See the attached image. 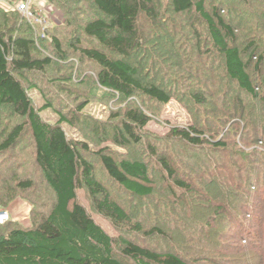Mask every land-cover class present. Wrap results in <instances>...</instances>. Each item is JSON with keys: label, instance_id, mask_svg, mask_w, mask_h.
<instances>
[{"label": "trees", "instance_id": "obj_1", "mask_svg": "<svg viewBox=\"0 0 264 264\" xmlns=\"http://www.w3.org/2000/svg\"><path fill=\"white\" fill-rule=\"evenodd\" d=\"M50 1L58 4L69 23L79 4L86 0ZM90 2L101 17L87 20L82 31L114 55L109 56L94 48H79L81 56L98 66L99 84L125 98L143 95L160 105L170 103L171 96L166 89L154 84H143L136 69L125 60L130 59L146 44L144 36L148 35L142 34L141 18L160 33L166 28L160 21L161 0ZM243 2L249 3V0H233V9L227 13L224 11L225 4L221 3L210 13L204 0H168L174 14L185 15L192 10L196 13L207 27L213 53L222 61L220 67L214 64L218 59H213L214 62L210 64L205 63L207 61L202 58L200 61V57H196L195 61L190 59L195 63L193 66H186L185 72L190 75L194 72V79L200 80L195 83L199 90L185 81L181 86L187 89L189 98L198 106L213 105L214 109L209 111L211 114L217 110L222 111V117L217 118L214 123L216 128L223 124L241 126L243 132L240 138L246 145L239 147L233 140L235 144L230 146L225 140L208 137L203 132L204 120L201 123L200 119L199 123L172 127L169 134L171 142L186 148L184 162L191 164L196 161L188 151L197 152V156L201 158H198L199 170L203 174L199 184L193 180L186 182L178 178L170 161L163 156L158 157L156 149L151 148L159 170L170 181L173 198H187L185 201L190 205L187 217L192 225L185 224V227L197 228L198 242L211 246L209 251L212 252L213 248L219 246L216 240L222 233L221 228L235 233L236 229L239 230L238 242L226 243L220 247V250L227 251L228 254H211L210 259L207 257L209 253H205L208 264H264V51L259 53L257 49L253 50L256 41H251L245 50L249 59L244 62L236 47L234 13L245 12ZM32 9L36 12L33 7ZM20 15L19 13L14 20L7 17L4 27L0 25V108L9 106L21 118L27 119L34 140L35 163L52 189L55 201L49 213H42L40 216L35 214L32 229L13 227L10 223L1 231L0 264H124L114 255L115 249L118 253L117 246L120 255L134 264H191L180 256L158 254L127 239L118 241L100 227L79 202L78 191L86 189L94 210L110 221L118 232L135 235L144 233L143 227L139 223L132 224L126 210L96 180L94 167L80 154L81 151L89 153L87 145L70 140L62 126L67 119L61 116L54 124L45 122L41 113L51 108V105L46 104L39 109L32 106L18 75L44 72L51 66L52 59L39 57L37 39L40 36L36 34V27L31 26ZM0 16L4 18L1 9ZM259 18L264 20V13ZM245 21V18L241 19L237 25L241 27ZM189 29L191 30L190 27ZM78 37L74 42L80 47ZM52 41L58 53H61L60 39L53 36ZM202 49L204 47L200 49L201 55ZM153 54L161 53L155 49ZM183 62L185 64V59ZM173 64L174 62L169 63V68ZM201 64H206L205 71H202ZM250 67H253L254 74L249 73ZM175 70L179 72L178 68L168 69L170 72ZM253 76L256 78L253 79ZM200 83L207 86L205 91L200 89ZM148 122V117L137 110L127 112L122 123V131L127 138L118 130L117 142L128 145L130 138L133 142L140 143L142 137L133 125L145 127ZM23 133L22 124L11 128L6 126L0 131V158L18 147ZM247 146L252 149H246ZM205 150L220 157L213 162L211 158L204 156ZM105 152L99 151L98 156L108 176L119 187L138 198H150L154 194L145 163L121 161L118 164ZM14 178V186L7 185L5 180L0 179V207L13 202L17 193L35 189V184L29 178L17 180L16 175ZM257 183L263 185L260 187L255 185ZM178 193L181 195L177 197ZM214 226L216 229H213ZM154 234L165 238V233L159 229L154 228L148 232V236ZM245 253L251 256L248 257ZM213 256L218 261H213Z\"/></svg>", "mask_w": 264, "mask_h": 264}, {"label": "rangeland", "instance_id": "obj_2", "mask_svg": "<svg viewBox=\"0 0 264 264\" xmlns=\"http://www.w3.org/2000/svg\"><path fill=\"white\" fill-rule=\"evenodd\" d=\"M21 1L0 0L1 15H4V18L0 16L1 27H4L5 18L16 19L19 14L17 5ZM204 1L206 9L210 13L221 3L225 4L224 11L226 13L233 9L231 6L233 0ZM161 4L162 6L159 7L160 21L166 28L160 33L154 26L151 27L147 24L144 18H141L143 21H141L142 34L148 35L144 36L146 44L141 50H137L130 59L125 60L132 68L136 69L143 84H154L169 92L171 101L167 105H160L143 95L125 98L104 89L99 84L98 66L81 56L78 52L79 48H94L109 56L114 57V55H111L108 50L102 48L82 31V26L87 20L101 17L90 0L79 4L69 23L56 2L50 0L32 1V7L36 13L44 19L41 26H36V34L40 36L37 39L38 55L40 58H51L52 64L44 72H31L18 76L35 109L46 104L51 105V108L41 113L45 122L54 124L59 121L61 116L67 119V122L62 126L70 140L87 145L89 153L81 151L80 154L94 167L96 180L110 193L112 199L126 210L132 224L139 223L143 227L144 233L135 235L130 232H118L110 221L94 210L89 192L86 189H80L78 191L79 202L86 207L100 227L118 241L127 239L158 254L180 256L191 264H198V262H200L199 264H208V260H205V253H209L207 257L210 259L211 254L217 256L228 254L229 252L220 250V247L226 243L238 242L239 230L236 229L235 233L227 228H221L220 237L214 238L217 239L219 246L213 248L212 252L209 251L211 246L207 247L198 242L196 240L197 228L185 227V224L192 225V221L187 217L190 213V205L185 201L187 198L185 196L177 200L173 198L174 193L170 181L159 170L151 148L156 149L159 153L158 157L163 156L170 161L177 171L178 178L186 182L193 180L199 184L203 174L199 170L198 158H201L197 156V152L188 151V154L194 155L196 161L191 164L184 162L186 148L171 142L169 134L172 127L188 126V124L200 121L202 123L204 120L203 132L208 137L225 140L230 146L236 143L243 148L246 145L240 138L243 132L241 126L223 124L216 128L214 123L217 118L222 117V111L217 110L211 114L209 111L214 109L213 105L198 106L189 98L187 89L181 86L185 81L187 84L194 85V89L199 90V86L195 83H199L200 80L194 79V72L191 75L185 72L186 66H193L195 63L190 59L195 61L196 57H200L198 58L200 61L202 58L207 61L205 63L209 64L214 62L213 59H218L219 62H214V64L221 67L222 61L213 53V45L206 25L193 10L185 15H177L172 12L168 0H161ZM242 7L245 12L234 13V27L237 39L236 47L241 52L243 61L247 62L249 58L248 54H245V50L251 41H256L253 50L257 49L259 53L264 51V20L259 18L264 13V1L249 0V3L243 2ZM244 18L246 19L245 24L239 27L237 23ZM249 27H253L252 30ZM53 36L60 39L61 53H58V49L52 41ZM77 37L80 47L74 42ZM155 39L157 40L155 41ZM202 47H204L203 55L200 53ZM155 49L161 54H153ZM183 59H185V64ZM165 61L174 62L170 67L178 68L179 72L168 71L171 68ZM253 62L255 61L253 60ZM205 65H200L202 71H205ZM248 71L250 74H254L253 67H250ZM255 78L256 76H253V79ZM200 89L205 91L207 86L200 83ZM131 110L145 114L149 122L145 127L133 125L136 132L142 137L140 143H135L129 138V144L122 145L116 140L117 131H121L127 138V135H124L122 131V123L127 112ZM199 119L200 121H198ZM19 124L23 125L24 133L19 140L18 147L0 158V179L5 180L7 185L14 186L16 184L14 175L17 180L29 178L35 184V189L17 193L13 202L8 206L0 207V213L10 215V221L0 228V233L10 223L13 224V227L24 230L32 229L35 214L40 216L42 213H49L55 201L52 189L35 163L34 140L27 119L21 118L9 106L0 108V131L6 126L11 128ZM247 147L248 150L252 149L251 146ZM101 150H105L104 154L113 158L118 164L121 161L145 163L149 170L154 194L150 198H138L119 187L108 176L101 158L98 156V152ZM204 156L211 158L213 162L215 158L220 157L214 152H206V150ZM196 180L198 181L196 182ZM255 185L261 187L263 184ZM178 194L177 197L181 195ZM252 200L257 202V200ZM257 203L260 204V202ZM154 228L165 233V238L155 234L148 236V232ZM213 229H216L215 226ZM118 245L121 246L120 242ZM116 248L118 253L115 249L114 255L119 261L124 264H134L131 260L120 255L118 246ZM245 254L248 257L251 256V254ZM217 259L214 257L213 261H218Z\"/></svg>", "mask_w": 264, "mask_h": 264}, {"label": "built area", "instance_id": "obj_3", "mask_svg": "<svg viewBox=\"0 0 264 264\" xmlns=\"http://www.w3.org/2000/svg\"><path fill=\"white\" fill-rule=\"evenodd\" d=\"M32 1L35 0L20 2L19 5H17V10L31 26H41L44 19L32 9ZM8 221H10V215L8 213H0V227L4 226Z\"/></svg>", "mask_w": 264, "mask_h": 264}]
</instances>
